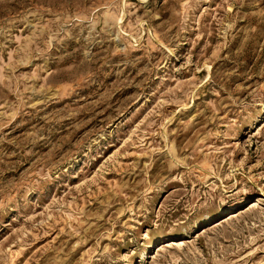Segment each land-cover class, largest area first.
Listing matches in <instances>:
<instances>
[{
  "label": "rangeland",
  "instance_id": "obj_1",
  "mask_svg": "<svg viewBox=\"0 0 264 264\" xmlns=\"http://www.w3.org/2000/svg\"><path fill=\"white\" fill-rule=\"evenodd\" d=\"M0 264H264V0H0Z\"/></svg>",
  "mask_w": 264,
  "mask_h": 264
}]
</instances>
